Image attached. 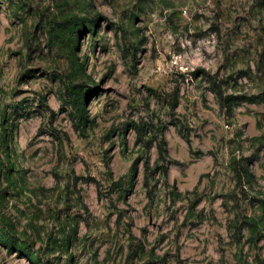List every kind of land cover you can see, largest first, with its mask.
Segmentation results:
<instances>
[{
	"label": "rangeland",
	"instance_id": "obj_1",
	"mask_svg": "<svg viewBox=\"0 0 264 264\" xmlns=\"http://www.w3.org/2000/svg\"><path fill=\"white\" fill-rule=\"evenodd\" d=\"M262 92L264 0H0V264H264Z\"/></svg>",
	"mask_w": 264,
	"mask_h": 264
},
{
	"label": "trees",
	"instance_id": "obj_2",
	"mask_svg": "<svg viewBox=\"0 0 264 264\" xmlns=\"http://www.w3.org/2000/svg\"><path fill=\"white\" fill-rule=\"evenodd\" d=\"M77 22H80L78 19L76 20ZM220 102L223 103V106L226 107L228 110H231V103L237 102V101H245L248 103H259V102H264V92H262L259 95H251V96H246V95H241V96H229V97H223V95H219ZM164 174L167 175V170L164 169ZM3 238V237H1ZM28 256L31 255V253H27Z\"/></svg>",
	"mask_w": 264,
	"mask_h": 264
}]
</instances>
